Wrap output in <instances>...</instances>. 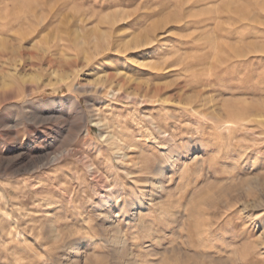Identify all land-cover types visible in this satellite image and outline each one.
<instances>
[{
  "label": "rangeland",
  "instance_id": "rangeland-1",
  "mask_svg": "<svg viewBox=\"0 0 264 264\" xmlns=\"http://www.w3.org/2000/svg\"><path fill=\"white\" fill-rule=\"evenodd\" d=\"M0 264H264V0H0Z\"/></svg>",
  "mask_w": 264,
  "mask_h": 264
},
{
  "label": "bare ground",
  "instance_id": "bare-ground-1",
  "mask_svg": "<svg viewBox=\"0 0 264 264\" xmlns=\"http://www.w3.org/2000/svg\"><path fill=\"white\" fill-rule=\"evenodd\" d=\"M11 10V9H10ZM11 12V11H10ZM13 14V13H12ZM13 16V15H12ZM24 39V38H23ZM23 39L22 40H20V42L22 43V41H23ZM102 75V74H101ZM115 77V74H113V73H108V74H106L104 77H103V75H102V79H106L107 81L108 80H112L113 78ZM97 79V78H96ZM101 79V80H102ZM101 80H97L96 81V83H97V86H96V88L97 89H101V90H103V91H106V92H108V91H110V90H112V91H115L114 90V87H113V85H111L112 87H110V88H108V86H106V84H108L107 82H106V84H104V82H102L101 83ZM112 82V81H111ZM110 84V83H109ZM94 85H96V84H94ZM101 85V86H100ZM86 87H87V84H85V83H81V84H79V86H78V88H81V89H86ZM88 88H90V87H88ZM122 88V87H121ZM121 88L119 89V93H122V90H123V88H122V90H121ZM105 92V93H106ZM97 93H98V91H97ZM102 93H104V92H102ZM125 93H127L126 95L128 96H130L131 95V93H129V92H125ZM136 93V92H135ZM146 93H148V91L146 92ZM145 93V94H146ZM140 94V93H139ZM99 95V94H98ZM125 95V94H124ZM138 95V94H137ZM146 96V95H145ZM138 97V96H137ZM146 98V97H145ZM144 98V99H145ZM135 100H137V99H135ZM258 116V115H257ZM82 129V128H81Z\"/></svg>",
  "mask_w": 264,
  "mask_h": 264
}]
</instances>
